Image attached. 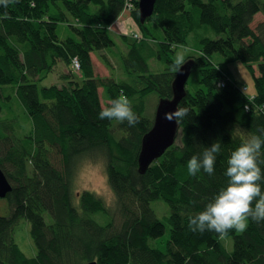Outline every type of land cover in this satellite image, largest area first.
<instances>
[{
  "label": "trees",
  "instance_id": "1",
  "mask_svg": "<svg viewBox=\"0 0 264 264\" xmlns=\"http://www.w3.org/2000/svg\"><path fill=\"white\" fill-rule=\"evenodd\" d=\"M127 3L143 35L128 44L123 40L127 36H121L128 46L124 67L137 76L136 85L96 76L92 62V53L115 47L110 29ZM69 14L75 19L70 24L75 37L61 40L58 24ZM260 14L263 20L255 29ZM201 28L216 38H199V54L188 58L199 80L193 90L186 85L179 105L191 109L179 121L180 143L141 174V142L155 118L144 115L147 96L156 92L160 100L173 97L176 48L186 46L189 34ZM263 33L264 0H157L144 24L138 0H17L0 6V86L10 89H0V108L6 102L14 113L13 104H18V120L30 124L19 139L14 134L17 122L0 121V168L12 185L7 195L11 213L0 216V264H264V221L249 219L246 231L231 230L223 239L214 231L193 232L189 227V215L205 210L227 186L231 153L253 134L264 138ZM215 54L248 65L255 78L252 100L223 75ZM153 60L164 70L152 71ZM59 62L74 77L80 72L79 78L62 89L41 88ZM101 88L109 102L127 96L140 122L130 127L127 121L101 120ZM217 141L221 152L214 174L201 170L189 175L188 160ZM84 158L105 162L119 224L114 219L100 223L98 216L109 215L108 210L87 191L79 194L77 205L73 182ZM260 184L264 190V179ZM160 200L169 207L164 220L152 207ZM21 219L30 225L36 249L32 258L15 241ZM224 239H232L231 251Z\"/></svg>",
  "mask_w": 264,
  "mask_h": 264
},
{
  "label": "rangeland",
  "instance_id": "2",
  "mask_svg": "<svg viewBox=\"0 0 264 264\" xmlns=\"http://www.w3.org/2000/svg\"><path fill=\"white\" fill-rule=\"evenodd\" d=\"M206 1V0H205ZM94 12V11H93ZM94 14H97L94 12ZM263 20V16L260 14L256 16L255 21L253 23V28H257L258 24ZM75 19L69 14L67 15V19L63 22H59L58 24V30L57 34L61 40H65L68 37H75L74 32H72L71 29V23L73 24ZM121 21H124L125 23L129 22L127 26L129 27V31H124V25L118 26L113 25L110 29L111 37L116 42V45L114 48L111 49H105L103 51L92 53V62L94 66L95 75L102 77V78H112L116 81H129L133 83V85H136L138 83L137 76L130 75V73L127 71V69L124 67L123 58L122 55L126 54L128 51V46L124 43V41L128 44L129 40L133 42L137 37L143 36L142 33L139 31L140 27L137 23L136 16H133L132 12L129 13V7L125 11L124 16L121 18ZM154 23H147V26L151 27ZM157 25V24H156ZM158 26V25H157ZM126 30V29H125ZM125 32H128L125 33ZM125 35L127 36V41L125 39H121V36ZM189 38L187 41L186 46H180L179 49L176 48L175 55L178 51H183L184 57H185V63L188 62V58L191 56H197L199 54V38L203 37L204 35H207L210 38L215 39L216 35L212 31H207L204 28H201V30L197 32H193L189 34ZM264 39V33L261 35ZM225 35L223 34L221 38H224ZM152 45L155 44L153 41H151ZM106 56L105 57H102ZM104 60H108L110 67H108ZM216 62L219 61V68L223 75L229 77L233 82L237 83L239 87L244 88L247 87L248 91L245 92V94L248 97L254 96L256 89H255V78L253 75L252 70L248 67V65L235 61V62H226V60L219 54H215L212 57ZM190 60V59H189ZM184 63V64H185ZM150 67L152 71H163L164 65L156 61H150ZM72 69L70 67H67L63 62H59L56 68L53 72L47 74L45 78L40 83V87H50L52 85L57 86L58 88L62 89L65 88L69 81L79 78L78 75L81 73L79 72L76 74L77 76L71 74ZM256 75H258V71L256 72ZM73 78V79H72ZM176 78V77H175ZM196 79L199 80V72L196 69H193L192 74L189 78V81L187 83V88L190 90H193L195 85L197 84ZM0 89H6V91L9 88H1ZM10 90V89H9ZM11 92V91H9ZM101 101L104 107L108 106L109 100L108 97L104 95V90L101 88L99 90ZM14 93V92H12ZM160 98L156 92L151 93L147 96V104H145V113L144 115H153L155 116L157 106L159 104ZM6 102H3L1 104L0 108V121H5L6 119H9L7 121L11 122V124H15L17 126V131L15 130V135L17 138H24L25 135L29 132V122L18 120L17 113L20 114L18 107L16 104H13L14 113H10L7 109V106L5 105ZM15 139V138H14ZM180 143L179 138L177 139V144ZM158 161V160H157ZM10 170H12L10 168ZM6 171H9L6 169ZM89 192L93 194L94 196L101 199L104 207L108 210L109 215H100L98 216V220L101 224H105L106 222H109L111 219H114L116 224H119L120 222V214H119V208H118V202L117 197L115 193L113 192L107 176V167L103 160L97 159V161L90 160L88 158H84L81 160L79 168L77 170L76 177L73 182V192L75 201L79 203L78 196L79 194L83 192ZM9 194V193H8ZM77 205H80L77 204ZM152 207L155 209V211L158 213V216L161 220H164V216L169 215V207L166 203L163 201H156L152 203ZM11 213V207L8 204L7 196L4 198H0V216H8ZM47 219H48V215ZM15 238L17 244L20 246V248L27 254L28 257H34L36 255V249L34 246V242L30 235V225L29 223L21 219L17 223L15 227ZM168 235V234H167ZM226 239V238H225ZM224 239V242H227V248L229 251L233 248V241L232 239H227V241ZM155 247L162 248L157 243H152ZM163 246V245H162Z\"/></svg>",
  "mask_w": 264,
  "mask_h": 264
},
{
  "label": "clouds",
  "instance_id": "3",
  "mask_svg": "<svg viewBox=\"0 0 264 264\" xmlns=\"http://www.w3.org/2000/svg\"><path fill=\"white\" fill-rule=\"evenodd\" d=\"M17 0H0V6L7 8ZM7 17V13H5ZM185 63L183 51H178L173 61L172 71H177ZM187 106H177L175 111L165 113V119L176 123L190 115ZM101 120L127 121L135 126L140 117L133 110V102L125 95L111 100L109 106L102 107L99 112ZM264 134V129L260 130ZM264 146L262 135H251L246 142L234 150L228 159L225 175L228 177L226 187L207 203L205 210L196 215H189V227L193 232L214 231L223 239L231 230L244 232L249 226V219L264 221V190L260 181L264 179L261 164V149ZM221 152V144L217 141L205 148L201 155L192 156L187 162L189 175L196 176L201 170L209 175L214 174L217 154Z\"/></svg>",
  "mask_w": 264,
  "mask_h": 264
},
{
  "label": "water",
  "instance_id": "4",
  "mask_svg": "<svg viewBox=\"0 0 264 264\" xmlns=\"http://www.w3.org/2000/svg\"><path fill=\"white\" fill-rule=\"evenodd\" d=\"M157 0H138L140 23L144 24L153 15ZM193 61H188L178 70L176 78L172 84L173 97L161 99L157 106L154 123L151 130L146 133L141 142V149L138 158L139 171L141 174L147 172L149 167L159 160L166 149L172 147L178 138L180 124L175 120L165 119V113L175 111L177 106L186 95V85L190 78ZM12 191V185L7 176L0 168V198H4ZM88 264H98L93 261Z\"/></svg>",
  "mask_w": 264,
  "mask_h": 264
},
{
  "label": "crops",
  "instance_id": "5",
  "mask_svg": "<svg viewBox=\"0 0 264 264\" xmlns=\"http://www.w3.org/2000/svg\"><path fill=\"white\" fill-rule=\"evenodd\" d=\"M130 3H127V5H126V10H127V8H128V5H129ZM126 10H124V12L121 14V16L119 17V19L116 21V24L118 25V26H121V25H124L123 27H124V31H129L128 30V26H127V24L129 23V22H127V23H125L124 21H121V18L124 16V13H125V11ZM139 10V9H138ZM129 13H131L130 11H129ZM115 24V25H116ZM126 29V30H125ZM140 31V30H139ZM141 32V31H140ZM125 33H128V32H125Z\"/></svg>",
  "mask_w": 264,
  "mask_h": 264
},
{
  "label": "built area",
  "instance_id": "6",
  "mask_svg": "<svg viewBox=\"0 0 264 264\" xmlns=\"http://www.w3.org/2000/svg\"><path fill=\"white\" fill-rule=\"evenodd\" d=\"M128 7H129V11L131 12V11H132V8H133L132 4H129ZM127 9H128V8H127ZM75 67H76L77 69L80 68V65H79V63H78L77 61H75ZM219 86L224 87L225 85H224V83H219ZM242 90H243L244 92H246V91H248V88H247V87H244V88H242ZM252 99H253V96H251V100H252Z\"/></svg>",
  "mask_w": 264,
  "mask_h": 264
},
{
  "label": "bare ground",
  "instance_id": "7",
  "mask_svg": "<svg viewBox=\"0 0 264 264\" xmlns=\"http://www.w3.org/2000/svg\"><path fill=\"white\" fill-rule=\"evenodd\" d=\"M127 34H128V33H127ZM16 106L19 108L18 104H16ZM174 145H175V144H174ZM174 145H173V146H174ZM173 146H172V147H173ZM170 148H171V147H170ZM170 148H169V149H170ZM169 149H166L165 153H166ZM165 153H164V154H165Z\"/></svg>",
  "mask_w": 264,
  "mask_h": 264
}]
</instances>
